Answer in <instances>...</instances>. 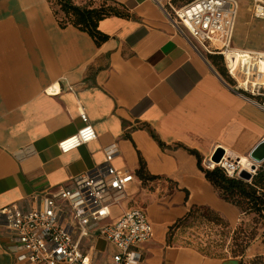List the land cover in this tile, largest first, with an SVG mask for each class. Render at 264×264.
I'll return each mask as SVG.
<instances>
[{"label": "crops", "instance_id": "crops-1", "mask_svg": "<svg viewBox=\"0 0 264 264\" xmlns=\"http://www.w3.org/2000/svg\"><path fill=\"white\" fill-rule=\"evenodd\" d=\"M114 1L127 15L102 19L109 37L98 44L62 25L49 0H0V264H30L11 250L3 209L35 207L47 193L76 187L111 145L114 166L135 176L114 195L112 214L147 211L154 228L143 245L147 264H241L243 256L204 255L172 227L198 209L235 217L237 207L207 179L206 162L219 148L249 156L264 139V109L177 21L173 8L192 0ZM237 1L233 45L264 50L257 0ZM82 112L98 138L63 153L59 143L84 126ZM82 244L104 260L115 250L95 234Z\"/></svg>", "mask_w": 264, "mask_h": 264}, {"label": "built area", "instance_id": "built-area-1", "mask_svg": "<svg viewBox=\"0 0 264 264\" xmlns=\"http://www.w3.org/2000/svg\"><path fill=\"white\" fill-rule=\"evenodd\" d=\"M175 17L209 53L221 54L233 87L264 109V50L239 49L233 37L239 12L237 0H193L175 9ZM254 15L264 19V1L257 0ZM51 92H57L53 87ZM84 126L63 139L59 148L68 153L98 138L87 113L82 112ZM225 150L220 162L211 155L208 169L222 167L232 177L240 176V159ZM116 145L107 148L106 160L79 177L76 187L67 186L47 193L41 204L3 209L12 233L11 250L18 260L30 264H147L143 245L154 236V228L144 208L132 207L118 216L112 206L120 200L114 195L124 192L134 174L113 164ZM257 169L250 171L253 175ZM38 198V197H37ZM95 234L112 243L115 250L107 259L94 245L82 243Z\"/></svg>", "mask_w": 264, "mask_h": 264}, {"label": "trees", "instance_id": "trees-1", "mask_svg": "<svg viewBox=\"0 0 264 264\" xmlns=\"http://www.w3.org/2000/svg\"><path fill=\"white\" fill-rule=\"evenodd\" d=\"M49 1L53 5L56 15L61 19L62 25L71 23L89 32L98 44L107 40L109 37L100 31L99 22L108 16L127 15L122 7L114 0H103L100 6L80 5L73 0H55L59 9L55 8L53 0ZM60 12L64 13L65 18L60 16ZM210 54L215 55L214 53ZM216 55L221 58L223 63V65H220L221 70L230 76L224 62V57L221 54L216 53ZM199 164L202 167V160L200 158ZM205 172L207 179L215 186L223 199L237 205L244 213L257 214L264 221V162L259 165L251 180H246L240 176L232 177L220 166H216L213 169H205ZM210 211L208 209L195 210L184 219L175 223L172 229L184 227L186 221L191 219L195 214Z\"/></svg>", "mask_w": 264, "mask_h": 264}, {"label": "rangeland", "instance_id": "rangeland-1", "mask_svg": "<svg viewBox=\"0 0 264 264\" xmlns=\"http://www.w3.org/2000/svg\"><path fill=\"white\" fill-rule=\"evenodd\" d=\"M73 1L87 6H100L103 2V0ZM53 2L55 8L59 9L56 1ZM59 14L65 18L64 13ZM232 205L237 207V214L232 220H227L215 211L198 213L188 219L180 231L184 237V244L199 249L207 256L243 255L242 264H264V221L257 214L244 213L240 207ZM104 244L101 243V248H105Z\"/></svg>", "mask_w": 264, "mask_h": 264}, {"label": "water", "instance_id": "water-1", "mask_svg": "<svg viewBox=\"0 0 264 264\" xmlns=\"http://www.w3.org/2000/svg\"><path fill=\"white\" fill-rule=\"evenodd\" d=\"M225 154V150L223 148L217 149V151L213 155V159L216 162H220ZM249 157L253 160V169H258L259 165L264 162V139H262L250 152ZM253 174L250 171L243 169L240 172V177L246 180H251L253 178Z\"/></svg>", "mask_w": 264, "mask_h": 264}, {"label": "bare ground", "instance_id": "bare-ground-1", "mask_svg": "<svg viewBox=\"0 0 264 264\" xmlns=\"http://www.w3.org/2000/svg\"><path fill=\"white\" fill-rule=\"evenodd\" d=\"M233 157L237 158L238 156L235 153H232ZM240 159L239 163L243 167V169L247 171H252V165H253V160L249 156H239Z\"/></svg>", "mask_w": 264, "mask_h": 264}]
</instances>
